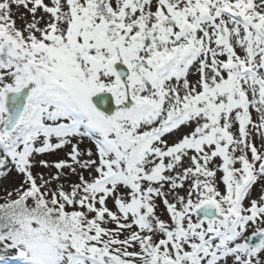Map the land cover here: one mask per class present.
Wrapping results in <instances>:
<instances>
[{"label":"snow or ice","instance_id":"obj_1","mask_svg":"<svg viewBox=\"0 0 264 264\" xmlns=\"http://www.w3.org/2000/svg\"><path fill=\"white\" fill-rule=\"evenodd\" d=\"M13 173L4 264H264V0H0Z\"/></svg>","mask_w":264,"mask_h":264},{"label":"rangeland","instance_id":"obj_2","mask_svg":"<svg viewBox=\"0 0 264 264\" xmlns=\"http://www.w3.org/2000/svg\"><path fill=\"white\" fill-rule=\"evenodd\" d=\"M20 11L23 12V9H21ZM18 23H19V21H18ZM194 78L195 77H190V79H194ZM90 146H92V145L88 140H85L84 143L80 145V147L82 149L85 147H90ZM66 151H68V149L57 150L56 153L45 154L44 158L48 159L50 161L57 160L58 158H66V156H65ZM37 171H43L46 176L48 174L47 169H39L38 168ZM51 171L54 173L55 169H52ZM65 172H66V177L62 178V182L66 183V184L69 182H77V177L75 175L68 172L67 169H65ZM17 183H18V180L15 178V173H13V176L9 180L3 181V184L0 185V196L4 195L3 190H2L4 187L11 188V187L15 186ZM109 206L112 207L111 201H109ZM113 210H115V209H113ZM157 211H158V214L162 216V218L167 219V215L164 212L162 205ZM109 227H114V225H109ZM0 264H4V262L0 261ZM9 264H20V262L17 260L9 259Z\"/></svg>","mask_w":264,"mask_h":264}]
</instances>
